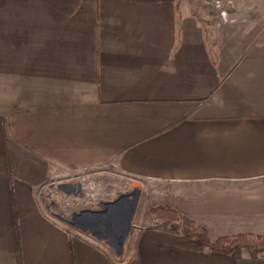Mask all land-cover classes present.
Returning <instances> with one entry per match:
<instances>
[{"label":"crops","instance_id":"1","mask_svg":"<svg viewBox=\"0 0 264 264\" xmlns=\"http://www.w3.org/2000/svg\"><path fill=\"white\" fill-rule=\"evenodd\" d=\"M235 1L206 24L178 0H0V264H264L158 216L115 257L10 170L122 172L212 239L264 236V1Z\"/></svg>","mask_w":264,"mask_h":264},{"label":"rangeland","instance_id":"2","mask_svg":"<svg viewBox=\"0 0 264 264\" xmlns=\"http://www.w3.org/2000/svg\"><path fill=\"white\" fill-rule=\"evenodd\" d=\"M178 2L180 5H188L189 9L198 13L206 24H209L216 15L218 16V2H221L220 6L223 5L225 8L229 6L227 0H178ZM234 3V7L228 9L236 13L240 8L237 1L234 0ZM54 181L58 183L59 188L56 190L48 185L44 190L45 195H42L46 207L54 204L51 206V214L61 219L73 234L96 238L101 245L111 250L115 257L119 258L125 252L132 236L138 235L145 226L157 221L158 215L154 212L156 202H154V196H151V184L128 177L122 172L109 171L105 168L51 172L50 180L42 184L41 188ZM107 205L112 206L114 213L118 211L116 208L119 206H127L128 209V213L123 216L124 219H128L127 230L124 231V227L121 226L123 230L119 243L121 246L117 248L111 242L113 231L106 233V236L93 233L94 230L91 231L85 227L90 220L97 218L96 214H106V212L111 214V209ZM118 214L119 212L116 215ZM140 218L143 220L139 221ZM114 221L111 219L112 224L115 223ZM116 233L113 232V234Z\"/></svg>","mask_w":264,"mask_h":264},{"label":"trees","instance_id":"3","mask_svg":"<svg viewBox=\"0 0 264 264\" xmlns=\"http://www.w3.org/2000/svg\"><path fill=\"white\" fill-rule=\"evenodd\" d=\"M8 144H14L9 137ZM21 152L23 156L20 157L18 161L16 160L14 163L10 164L11 172L15 176L21 177L34 185H42L48 182L50 180L51 166L46 162H29L26 158L28 154L22 150ZM154 212H156L159 217L157 224L171 230L181 231L187 236L197 237L202 241L203 245L210 250L230 254L238 258H240L244 252H247L252 257L264 255V236L262 235L244 232L235 235H222L212 239L206 228L196 224L176 209L160 206L156 207Z\"/></svg>","mask_w":264,"mask_h":264},{"label":"bare ground","instance_id":"4","mask_svg":"<svg viewBox=\"0 0 264 264\" xmlns=\"http://www.w3.org/2000/svg\"><path fill=\"white\" fill-rule=\"evenodd\" d=\"M107 207L109 208L110 205H107ZM111 207H110L111 214L108 212H106V214L98 213V214H96L97 218H93L92 220H90L89 224H87L85 227L91 231L92 230H97V231L99 230L103 235H106V233L112 232V231L116 233V231H117L118 233L113 234V232H112V235H111L112 236L111 242L114 243V247L117 248V247L121 246L119 244L121 242V237H122L121 233H123V230H121L122 229L121 226L124 227V231L127 230L128 219H126V218L124 219L123 216H125L128 213V209L126 208L127 206H119L118 208H116V209H118V211L116 213H114L115 210L112 209ZM118 212H119V214L117 216L116 214ZM111 219L115 220L114 221L115 223L112 224ZM81 223L85 224L84 222H81ZM123 224H125V225H123Z\"/></svg>","mask_w":264,"mask_h":264},{"label":"built area","instance_id":"5","mask_svg":"<svg viewBox=\"0 0 264 264\" xmlns=\"http://www.w3.org/2000/svg\"><path fill=\"white\" fill-rule=\"evenodd\" d=\"M52 183V182H51ZM50 182L47 184V186L49 185V186H53V189H56V188H59L58 186H57V184H56V182L54 181V183H52L51 184ZM46 186V187H47ZM46 187H44V188H42L41 190H40V192H41V195H45V189H46ZM57 190V189H56ZM53 199H55V198H53ZM56 200V199H55ZM54 201V200H53ZM55 203L57 204V202L55 201ZM51 206H54V204H50V207H47L48 208V210L50 211V212H52V209H51Z\"/></svg>","mask_w":264,"mask_h":264},{"label":"water","instance_id":"6","mask_svg":"<svg viewBox=\"0 0 264 264\" xmlns=\"http://www.w3.org/2000/svg\"><path fill=\"white\" fill-rule=\"evenodd\" d=\"M93 233L102 234L100 231L94 230Z\"/></svg>","mask_w":264,"mask_h":264}]
</instances>
